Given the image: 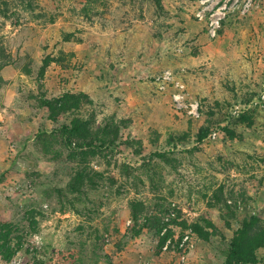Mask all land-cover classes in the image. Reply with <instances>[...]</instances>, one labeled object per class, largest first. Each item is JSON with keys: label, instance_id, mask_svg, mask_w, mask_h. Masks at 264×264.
Segmentation results:
<instances>
[{"label": "rangeland", "instance_id": "obj_1", "mask_svg": "<svg viewBox=\"0 0 264 264\" xmlns=\"http://www.w3.org/2000/svg\"><path fill=\"white\" fill-rule=\"evenodd\" d=\"M6 2L7 17L0 16V51L9 57H0V66L8 62L0 71V223L19 227L23 245L10 260L0 256V264H226L244 219L264 218V0H161L163 10L155 0H109L104 22L63 18L55 24L11 0L0 6ZM66 92L93 100L96 126L113 117L121 143L136 136L146 147L140 155L137 145L123 144L93 159L117 183L107 181L71 212L63 211L70 206L58 190L66 189L72 165L54 137L70 118L53 121L43 108L44 100ZM245 108H254L252 126L223 120L231 109L239 115ZM222 111L217 121L245 140L218 128L194 150L210 115ZM174 147L176 169L154 177L163 185L156 191L138 167L155 162L154 151ZM122 163L139 171L127 180ZM133 200L145 201L152 213L171 202L165 223H176L162 232L171 237L160 252L145 230L125 238L124 252L110 260L109 249L120 243L114 230L126 234ZM204 219L213 223L210 242L190 228ZM257 255L264 264V248Z\"/></svg>", "mask_w": 264, "mask_h": 264}, {"label": "trees", "instance_id": "obj_2", "mask_svg": "<svg viewBox=\"0 0 264 264\" xmlns=\"http://www.w3.org/2000/svg\"><path fill=\"white\" fill-rule=\"evenodd\" d=\"M11 1L24 5L31 12L37 11L42 18H47L49 20L48 22L51 24H55L58 20L63 18H65L64 21H67L68 23H71L72 21L76 22L78 20L92 22L95 18L104 22V13H106L112 5V3L109 4V0ZM123 1L134 3L137 0ZM155 1L158 2V6L163 10L161 0ZM187 1L194 2L196 0ZM44 3H49L50 5L53 4L55 9L53 11L50 10ZM9 5L10 4L6 2L4 4L5 7L0 6V16L7 17ZM65 9H67V13H65ZM0 57L4 60L6 59L5 61H9L7 60L9 57L7 55L4 56L3 48L0 51ZM44 62L46 68L52 63L50 58ZM7 64L8 62L1 65L0 71ZM64 66L65 69L70 68V65ZM45 70L46 69H43L42 75L45 74ZM92 106L93 100L87 94L83 93H67L60 98L43 101V108L50 113V118L53 121H58L60 118L65 117L70 118L69 123H64L59 128L54 129V137L60 139L63 149L67 151V162L72 165V172L66 189L58 190L59 196L62 198L65 197L70 206L66 207V209L64 207L63 211H78L79 205L85 204L90 200L89 194L91 192L99 190L101 186L107 183V181H110L112 184L117 183L114 177L105 174L106 172L111 174L109 170L103 171L97 169V167L94 166L93 159L97 157L107 158L112 150L123 144L128 145L129 147L137 145L139 147L137 153L140 155L146 150L145 145H143L145 140L136 136L134 138L130 136L124 143H121V129L113 117L108 118L101 126H96V114L89 113V108ZM232 109L224 114L225 118H223V120H232L236 124L235 126H239V124L252 126L254 124L252 116L254 108H245L239 113V115L233 114ZM222 113L223 111L221 113L214 112L210 115L207 121L208 124L203 125L197 135V146L194 150H197L198 146L202 145L206 139L215 134L218 128H221V130L232 140L237 138L242 141L245 140V137L241 135L240 132H237L236 129L231 128L229 125L223 126L222 122L217 121L216 118ZM176 148L177 147H174L168 151H154L149 157L152 160H155V162L150 163L145 161L142 166L138 167L140 172L145 174L152 188L156 191H160L163 188V185L159 184L154 177L158 174L161 180L163 179L164 170L167 168L172 170L176 169ZM107 165L110 166L111 162H107ZM161 165H165V168L160 171ZM138 168H135L130 164L122 163L121 175L125 176L128 180L139 171ZM135 178H138L137 180L140 181L143 180L138 174ZM161 182L164 183V181ZM122 188L124 190L130 189L124 184H122ZM168 203L169 204L165 206L160 205L159 210L156 213H152L153 209H148V205L145 201H130L128 206L131 224L127 227L125 235L120 228L114 230L118 240L120 239L118 241L120 243H116L114 247L109 249L110 255L108 258L111 260L124 252L128 241L141 236L145 230H148L151 235L155 237V240L157 241V249L161 252L164 247H166V244L171 237L170 232L164 233L163 235L162 232L170 224L176 223L175 221H172V223H165L166 218L169 216L172 217V203ZM30 214L32 215V220H34L36 218L35 211H31ZM36 224L37 222L34 221L31 226L33 227ZM227 226H230L229 223ZM35 227L32 229L33 232H36ZM182 227L188 229V223L184 222ZM190 228L202 241L210 242V230L213 228V223L211 221L206 219L202 222L195 221ZM97 231L99 232L100 230L97 229ZM19 233V227H16L12 223H0V256H2L3 259L10 260L21 249L23 245V237L19 235ZM30 235H32V233ZM184 236L185 234L182 235L181 240H183ZM127 237H129L128 241L125 240ZM175 245L178 249L180 241L176 242ZM262 248H264V218L260 215L246 217L229 243L226 264H258L260 261L257 252ZM178 252L182 253L183 251L180 249Z\"/></svg>", "mask_w": 264, "mask_h": 264}]
</instances>
